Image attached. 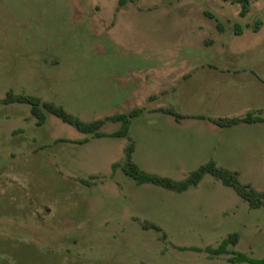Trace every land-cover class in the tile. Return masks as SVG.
<instances>
[{
	"label": "rangeland",
	"instance_id": "1",
	"mask_svg": "<svg viewBox=\"0 0 264 264\" xmlns=\"http://www.w3.org/2000/svg\"><path fill=\"white\" fill-rule=\"evenodd\" d=\"M241 10L229 0H0V264H249L179 249L234 232L237 250L264 257V205L250 208L218 178L177 192L113 169L132 140L150 174L183 180L214 160L264 192V125L210 119L249 100L219 85L221 69L264 67V27L252 33L264 0ZM8 93L85 122L142 113L127 137L111 136L121 128L112 120L98 137L45 107L39 125Z\"/></svg>",
	"mask_w": 264,
	"mask_h": 264
},
{
	"label": "trees",
	"instance_id": "2",
	"mask_svg": "<svg viewBox=\"0 0 264 264\" xmlns=\"http://www.w3.org/2000/svg\"><path fill=\"white\" fill-rule=\"evenodd\" d=\"M122 3L124 0H121ZM233 3H240L242 6V10L240 12L241 16H245L249 11V6L252 0H229ZM262 20H257L255 26L253 27L254 31H258L260 26L262 25ZM243 31L242 27L236 24V33L241 34ZM24 102L29 103L31 105V111L33 115L38 119V124L42 125L46 120V113L44 111L47 109L50 113L56 115L61 118L64 122L75 126L83 133L87 134H95L98 137L105 136L103 132H101V127L104 125L106 120H112L115 122L121 123V128L111 134L113 137H127L130 131V125L132 123V119L139 116L142 113V109L137 108L132 110L128 114H117L114 116H109L106 119H99L91 122H85L80 118L76 117L72 113L68 112L62 106H58L52 102H44L42 103L41 99L32 95H15L13 93H8L7 98H5V102ZM168 113L174 114L176 117H181L178 113H176L173 109H164ZM201 118H204L201 116ZM215 124L221 127H233L242 123H257L264 122V116L260 114H255L253 112L247 113L245 116H234V117H219L217 119L210 118ZM89 140L86 138L80 143H86ZM135 151V144L131 140L130 144L126 149V157L123 164L114 163L113 169L114 171L121 166L123 171L127 176L134 179L137 184L144 183H152L161 187H164L169 190H174L177 192H184L189 190L192 187H196L200 184L206 174H210L223 182L224 185L231 187L235 190V192L245 201L248 202L249 207L252 209L260 208L264 205V192L258 191L253 188L250 184L244 183L241 181L239 177V173L237 171L230 170L228 168L218 166L216 161L211 160L196 170L192 171L185 179L176 180L167 176H160L155 174H150L144 171L134 160H133V152ZM147 227H153L157 229H161L159 226L153 223H147ZM165 235V234H164ZM240 235L237 232L229 234L225 237L217 247L208 246L205 248L189 246L184 247L180 246L181 250H192V251H204L208 253L210 256H217L222 254H230L229 261L237 262V263H249V264H264V257L258 258L249 255L246 252L237 250L235 246L239 242Z\"/></svg>",
	"mask_w": 264,
	"mask_h": 264
},
{
	"label": "crops",
	"instance_id": "3",
	"mask_svg": "<svg viewBox=\"0 0 264 264\" xmlns=\"http://www.w3.org/2000/svg\"><path fill=\"white\" fill-rule=\"evenodd\" d=\"M263 27L264 25H262L258 31H253L252 33L259 32ZM243 34L244 32L242 31L240 35ZM230 68L231 67H226L224 70L221 69L219 71L220 80L217 82H219L222 88L228 91V94L234 91L237 93L238 91L242 92L244 90L245 93H248L247 96L249 100L242 103L238 107V111L226 114L223 117L245 116L247 113L252 112L253 109H264V67L254 65L251 69H246L237 66L236 68H232L233 71H230ZM217 82H215V84H217ZM245 124L259 126V124L264 125V122L242 123L239 125Z\"/></svg>",
	"mask_w": 264,
	"mask_h": 264
}]
</instances>
